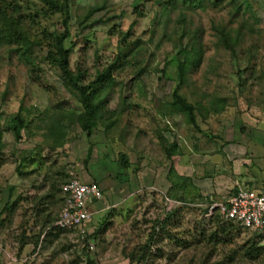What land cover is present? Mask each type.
<instances>
[{"label": "rangeland", "instance_id": "rangeland-1", "mask_svg": "<svg viewBox=\"0 0 264 264\" xmlns=\"http://www.w3.org/2000/svg\"><path fill=\"white\" fill-rule=\"evenodd\" d=\"M12 7L29 38L43 44L33 49L30 69L12 48L0 47V210L20 197L11 212L1 215L0 264H85L80 253L85 234L94 235L86 248L94 264H128L125 256L145 240L151 222L170 210L162 197L176 176L189 179L183 182L184 191L176 190L187 205L175 204L179 211L166 226L171 235L193 244L183 250L173 246L171 236L163 239L160 252L153 250L147 264H201L208 256L211 264L246 243L264 247V232L240 230L230 244L196 243L201 239L198 229L206 230L209 221L201 212L205 201L224 202L235 182L237 170L226 161L222 137L249 130L264 133V0H70L64 42L71 49L69 69L84 70L86 84L95 72L110 67L113 80L97 94L102 110L115 112L113 122L104 133L109 122L105 113L104 123H97L89 139L75 121L80 105L46 59L49 34L63 32L62 16L38 12L28 17L43 7L39 0H16ZM177 62L187 65L182 77ZM174 91L200 105L195 113L199 131L183 115L168 113ZM214 105L223 107L218 114L210 112ZM19 109L28 116L32 134L22 132L21 141L14 143L5 128ZM48 129L63 135L62 147L49 148L52 142L44 138ZM158 135L177 146L170 161L164 159ZM120 153L129 167L116 177L120 169L114 159ZM23 155L26 161L18 174L16 161ZM169 166L173 172L167 178ZM87 176L104 183L105 205L118 201L115 186L130 197H123L107 217L92 220L83 235L47 231L61 208L56 189L69 178ZM52 182L58 183L51 202H40ZM23 229L26 236L42 229L34 252L32 245L19 248ZM253 262L264 264V252Z\"/></svg>", "mask_w": 264, "mask_h": 264}, {"label": "trees", "instance_id": "trees-1", "mask_svg": "<svg viewBox=\"0 0 264 264\" xmlns=\"http://www.w3.org/2000/svg\"><path fill=\"white\" fill-rule=\"evenodd\" d=\"M15 1L16 0H0V47L8 46L12 48V51L16 55L17 60L20 63H23L25 66H28L30 69L33 68L32 60L30 59L33 49L37 47H41L43 43L37 41L36 39L29 38V35L22 26V21L21 18L19 17L18 10L12 7V4H15ZM39 1L43 4V7L39 10L34 11L32 15H28V17H31L33 19L34 17H37L38 12H41V16L43 17H49L52 15L62 16L61 26L63 32L61 34H56V33L49 34L50 40L48 44H46L47 45L46 59L52 66H54L59 71L62 86L74 97V99L81 107L82 111L75 118L76 124L79 126L80 131L84 133L85 138L89 139L97 123H104L103 119L106 113L107 117H105V119L108 120L109 122L103 132L107 133V130L110 128L113 122L112 120H110V117L114 115L115 112L107 113V111H103L102 103H101L102 101L97 98V94L99 93V91H104L113 84V80L110 74L111 72L110 67L105 68L100 72L98 71L95 72V75L91 81H89L86 84L83 83L85 72L84 70H79L78 68L75 70V72H72L69 69L68 56L71 53V49L69 47H65L64 44L65 40L68 39L69 37V33H68L69 7L68 6L70 0H39ZM28 20H30V22L32 21L30 18H28ZM126 34L122 36L121 38L122 42H124L126 38ZM220 37L224 41L225 39H227L224 33H221ZM176 68H177L178 76L182 77L187 69V65L184 62L183 63L177 62ZM168 106H169L168 113L171 112L174 114L183 115L185 121L189 125L193 126L197 131H199L195 119V113L198 112V110H200L199 104L194 105L186 102L184 97L179 95L177 91H174L171 93V102ZM222 108L223 107L219 105L210 106V112L212 114H218L222 110ZM27 117L28 116L26 115L23 116L21 114V109H19L18 112L13 117L10 118L8 126L5 128V130L11 134L14 143H18L21 141L22 132H26L28 135L32 134L30 130V120ZM202 119H204V117H202ZM1 135H2V131H0V142H1ZM158 136H159L158 142L163 147L164 159L165 161H170L171 158L176 154L177 146L175 145V143H167L161 135ZM44 138L51 140L52 144L48 145L51 150H55L56 148L62 147L65 141L62 134H60L56 130L52 131L51 129L50 130L48 129L47 136ZM0 148H1V143H0ZM89 153L90 151H88L87 156H89ZM26 157L27 156L23 155L16 161L17 166L15 167L14 170L18 174H20L19 169L22 166V164L26 161ZM87 159L88 158L86 157L85 160ZM114 160H115L114 163L120 169L119 173L116 176L118 177L122 175V172L128 169L129 162L127 160V157L121 153L118 154L116 156V159ZM1 162L2 161L0 159V164ZM172 172L173 171L171 169V166H169L166 177L168 178L169 175L172 174ZM186 179L184 177L176 176L174 182L171 183V180H169L171 186L166 196H163L162 198L168 201L169 205L171 204V208L168 211V213H166V216L162 220L160 221L155 220L151 222L150 233L145 238V240L135 249V251H132L131 253L125 256V259L128 261V264H147V262L150 260V257H152L153 250H156L157 253L160 252L159 251L160 247L158 246V244L163 239L171 240L170 236L173 238V243H174L173 246L182 248L183 250H186L192 246L193 243L191 244L189 239H177L174 234L171 235L168 232L166 226V223L169 221V218L174 213L179 211V209H174L175 208L174 205L175 204H179V205L181 204V206L187 205L185 204V201L182 198V196L176 195L177 189H183L184 191L185 185L183 182L184 181L189 182V179L187 180ZM79 182L81 181L79 180ZM91 182H94L98 186L96 181H91ZM57 183L58 182L56 183L52 182V184H50L48 187L49 193H46L44 196L38 198V200H40V202L47 200L48 202H51L53 191H55L54 188L55 185H57ZM59 187L56 190L60 195ZM12 190H13L12 188H9L8 190V199L10 197V193ZM101 196L102 198L99 201H102L104 199L102 191H101ZM19 198L20 197H17L15 200L11 201L10 203L6 201L3 204L0 210V227L3 224V219L1 218V215L11 212L16 206ZM60 200L62 201V198ZM40 202L38 203V206H40L41 204ZM205 202H206L205 203L206 208L202 209L201 211L203 215L208 213V208L213 204L210 201H205ZM34 210L37 215H39V213H41L42 211V209L39 208ZM109 214L110 213L108 212L105 217H107ZM208 217H209V221L206 223L207 229L206 230H204L203 228L198 229L199 230L198 232L200 234L199 236L201 237V239L199 238L196 241V243L198 244L200 243V240H205V242L213 243L214 245H226L231 243V239L236 234H238L236 233L237 231L240 230V231L250 232L233 224L230 221L222 220L216 212H213ZM105 224L106 223H104V225ZM46 230L57 231L56 233H65L52 228V226ZM163 232L165 233V236L162 235ZM41 234H42V229L38 233H36V235L26 236L24 235V229H23L22 233L17 238V243L19 244V248L26 245H32V252H34L38 245ZM93 236L94 235L85 234V236L82 238L81 243L83 246L80 249V253L85 258V264H94L90 260L89 255L86 253L88 241L91 238H93ZM263 252H264V247L260 246L258 242H252L251 244L246 243L242 245L240 248L232 250V252L228 254L227 257H224L222 261H214L211 264H237L239 260H241V264H245L247 262L248 264H250V262L254 263L253 261H256L257 258ZM209 257L210 256L202 259L201 264H210ZM235 257H238L239 260H235Z\"/></svg>", "mask_w": 264, "mask_h": 264}, {"label": "built area", "instance_id": "built-area-1", "mask_svg": "<svg viewBox=\"0 0 264 264\" xmlns=\"http://www.w3.org/2000/svg\"><path fill=\"white\" fill-rule=\"evenodd\" d=\"M62 198L60 211L52 224V228L62 232L85 233L86 225L91 221L88 203L99 201L101 191L94 183H81L72 177L64 181L60 187ZM216 212L225 221L250 232H264V188L250 190L238 188L221 203H213L208 208L207 216Z\"/></svg>", "mask_w": 264, "mask_h": 264}, {"label": "crops", "instance_id": "crops-1", "mask_svg": "<svg viewBox=\"0 0 264 264\" xmlns=\"http://www.w3.org/2000/svg\"><path fill=\"white\" fill-rule=\"evenodd\" d=\"M245 124H250L248 121L244 120ZM247 126V125H246ZM252 127H255L252 125ZM223 146L222 150H224V155L226 161L230 168H236V173H234V185L231 188V194L234 193L238 188H245L250 190H261L264 188V151L263 149L259 150L260 147H264V133H260L259 131H240L237 134L230 133L224 135L223 137ZM238 152V154H235ZM223 155V153H222ZM223 155V156H224ZM92 179L87 177H82L81 182L90 183ZM94 181L97 182L100 187L102 193L105 190V185L103 182H98L96 179ZM121 183V182H120ZM117 184V183H116ZM119 186H115L117 188V195L119 196L118 201L116 202H106V205L102 203V201H91L88 204V211L91 214V219L95 218L103 219L108 211L123 202L130 197L128 193L125 195H121L122 188H118ZM103 196L105 197L104 193ZM126 198L122 199L123 197ZM129 196V197H128ZM101 202V204H99ZM111 202V203H110ZM97 203L99 205H97ZM109 203V204H108ZM97 218V219H98ZM91 220V221H92ZM89 222L91 224L92 222Z\"/></svg>", "mask_w": 264, "mask_h": 264}]
</instances>
